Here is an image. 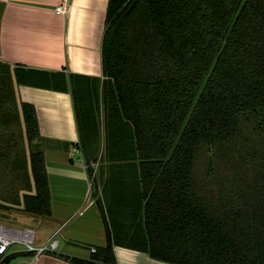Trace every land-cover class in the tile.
I'll use <instances>...</instances> for the list:
<instances>
[{
	"label": "trees",
	"instance_id": "1",
	"mask_svg": "<svg viewBox=\"0 0 264 264\" xmlns=\"http://www.w3.org/2000/svg\"><path fill=\"white\" fill-rule=\"evenodd\" d=\"M101 63L82 81L0 61V212L51 215L50 141L14 84L69 91L106 245L59 258L264 264V0H108Z\"/></svg>",
	"mask_w": 264,
	"mask_h": 264
},
{
	"label": "crops",
	"instance_id": "2",
	"mask_svg": "<svg viewBox=\"0 0 264 264\" xmlns=\"http://www.w3.org/2000/svg\"><path fill=\"white\" fill-rule=\"evenodd\" d=\"M63 1H67L66 15L55 11ZM107 3L108 0H0V61L12 68L62 72L66 79L76 75L82 81L101 80ZM14 91L17 101L34 106L40 133L50 141L44 156L51 215L28 216L25 220L22 217L20 228L32 230L37 244L54 235L57 247L55 254L41 255L33 264H71L57 255L90 259L96 253L91 248L106 245V233L85 164L71 151L79 144L71 92L25 84H14ZM97 113L94 123H102L101 94ZM84 119L85 114L80 120L86 123ZM112 250L115 264H167L126 248L113 246Z\"/></svg>",
	"mask_w": 264,
	"mask_h": 264
},
{
	"label": "built area",
	"instance_id": "3",
	"mask_svg": "<svg viewBox=\"0 0 264 264\" xmlns=\"http://www.w3.org/2000/svg\"><path fill=\"white\" fill-rule=\"evenodd\" d=\"M55 11L66 15L67 1H63L62 4L57 6ZM71 151L74 155L78 156V161L84 165L80 145L77 143ZM90 167L92 168V173L88 176L91 185L97 176L98 163H91ZM56 247L57 240L54 235L46 242L37 244L32 230L0 225V264H33L39 256L54 253ZM91 251L95 252L96 250L91 248Z\"/></svg>",
	"mask_w": 264,
	"mask_h": 264
},
{
	"label": "rangeland",
	"instance_id": "4",
	"mask_svg": "<svg viewBox=\"0 0 264 264\" xmlns=\"http://www.w3.org/2000/svg\"><path fill=\"white\" fill-rule=\"evenodd\" d=\"M84 105V103H82ZM100 121L102 122V120L100 119ZM102 140V138H101ZM97 158H100V155L97 156ZM22 211L18 210V209H12L9 210V212H0V225L3 226H8V227H21V219L23 217V219L25 220V218H27V214L23 213ZM24 215V216H23ZM35 217V216H32ZM17 248V247H15Z\"/></svg>",
	"mask_w": 264,
	"mask_h": 264
}]
</instances>
